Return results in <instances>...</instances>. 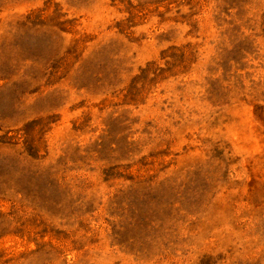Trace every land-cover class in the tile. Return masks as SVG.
Wrapping results in <instances>:
<instances>
[{"label":"rangeland","instance_id":"rangeland-1","mask_svg":"<svg viewBox=\"0 0 264 264\" xmlns=\"http://www.w3.org/2000/svg\"><path fill=\"white\" fill-rule=\"evenodd\" d=\"M0 264H264V0H0Z\"/></svg>","mask_w":264,"mask_h":264}]
</instances>
